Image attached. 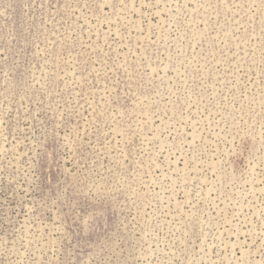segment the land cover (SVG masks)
<instances>
[{
  "label": "rangeland",
  "instance_id": "1",
  "mask_svg": "<svg viewBox=\"0 0 264 264\" xmlns=\"http://www.w3.org/2000/svg\"><path fill=\"white\" fill-rule=\"evenodd\" d=\"M0 264H264V0H0Z\"/></svg>",
  "mask_w": 264,
  "mask_h": 264
}]
</instances>
